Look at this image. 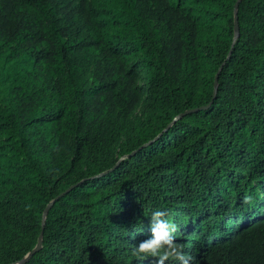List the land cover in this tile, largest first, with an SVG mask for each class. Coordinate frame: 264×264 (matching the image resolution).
I'll return each instance as SVG.
<instances>
[{
	"label": "trees",
	"instance_id": "obj_1",
	"mask_svg": "<svg viewBox=\"0 0 264 264\" xmlns=\"http://www.w3.org/2000/svg\"><path fill=\"white\" fill-rule=\"evenodd\" d=\"M0 0V264H264V0ZM220 70L217 85L216 74ZM165 264H180L168 260Z\"/></svg>",
	"mask_w": 264,
	"mask_h": 264
},
{
	"label": "clouds",
	"instance_id": "obj_2",
	"mask_svg": "<svg viewBox=\"0 0 264 264\" xmlns=\"http://www.w3.org/2000/svg\"><path fill=\"white\" fill-rule=\"evenodd\" d=\"M167 216V212L160 209L152 212L151 235L132 250L133 255L144 259L158 258L157 264H165L170 259L180 264H189L192 257L187 256L176 242L177 226Z\"/></svg>",
	"mask_w": 264,
	"mask_h": 264
},
{
	"label": "water",
	"instance_id": "obj_3",
	"mask_svg": "<svg viewBox=\"0 0 264 264\" xmlns=\"http://www.w3.org/2000/svg\"><path fill=\"white\" fill-rule=\"evenodd\" d=\"M241 0H238L237 3L235 4V22H236V26H235V32H236V38L238 37L239 35V32H238V24H237V18H238V5H239V2ZM219 73H220V70L217 72V76H216V80H215V85H217V82H218V79H219ZM51 204H48L46 207V210L44 212V217H43V221H42V228H43V231L39 237V240H38V243L36 245V247L33 249L32 252H30L26 257H24L23 260H21L20 262L16 263V264H24L25 262H27L33 255H35L37 252L40 251L41 249V245H42V238H43V235H44V224H45V220H46V216L51 208Z\"/></svg>",
	"mask_w": 264,
	"mask_h": 264
}]
</instances>
